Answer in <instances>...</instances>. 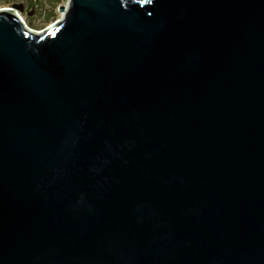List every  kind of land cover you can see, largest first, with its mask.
<instances>
[{"label":"water","instance_id":"water-1","mask_svg":"<svg viewBox=\"0 0 264 264\" xmlns=\"http://www.w3.org/2000/svg\"><path fill=\"white\" fill-rule=\"evenodd\" d=\"M0 8V264H264V0Z\"/></svg>","mask_w":264,"mask_h":264},{"label":"rangeland","instance_id":"rangeland-1","mask_svg":"<svg viewBox=\"0 0 264 264\" xmlns=\"http://www.w3.org/2000/svg\"><path fill=\"white\" fill-rule=\"evenodd\" d=\"M66 0H0V8H11L14 4H21L22 11H18L25 24L32 30H41L59 19L58 8Z\"/></svg>","mask_w":264,"mask_h":264},{"label":"bare ground","instance_id":"bare-ground-1","mask_svg":"<svg viewBox=\"0 0 264 264\" xmlns=\"http://www.w3.org/2000/svg\"><path fill=\"white\" fill-rule=\"evenodd\" d=\"M18 13V12H17ZM22 17V16H21Z\"/></svg>","mask_w":264,"mask_h":264},{"label":"clouds","instance_id":"clouds-1","mask_svg":"<svg viewBox=\"0 0 264 264\" xmlns=\"http://www.w3.org/2000/svg\"><path fill=\"white\" fill-rule=\"evenodd\" d=\"M19 14V13H18Z\"/></svg>","mask_w":264,"mask_h":264},{"label":"flooded vegetation","instance_id":"flooded-vegetation-1","mask_svg":"<svg viewBox=\"0 0 264 264\" xmlns=\"http://www.w3.org/2000/svg\"><path fill=\"white\" fill-rule=\"evenodd\" d=\"M22 6V5H21Z\"/></svg>","mask_w":264,"mask_h":264}]
</instances>
